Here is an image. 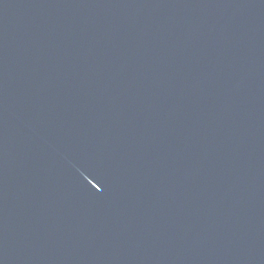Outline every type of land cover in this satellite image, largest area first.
I'll return each instance as SVG.
<instances>
[{
	"label": "water",
	"instance_id": "obj_1",
	"mask_svg": "<svg viewBox=\"0 0 264 264\" xmlns=\"http://www.w3.org/2000/svg\"><path fill=\"white\" fill-rule=\"evenodd\" d=\"M0 264H264V0H0Z\"/></svg>",
	"mask_w": 264,
	"mask_h": 264
}]
</instances>
